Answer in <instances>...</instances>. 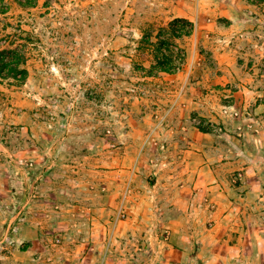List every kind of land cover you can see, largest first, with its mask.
Masks as SVG:
<instances>
[{"label":"rangeland","instance_id":"rangeland-1","mask_svg":"<svg viewBox=\"0 0 264 264\" xmlns=\"http://www.w3.org/2000/svg\"><path fill=\"white\" fill-rule=\"evenodd\" d=\"M15 48L0 264H165L164 210L191 243L174 262L264 264V0H0V51ZM178 128L216 149L190 157ZM189 177L203 185L179 196ZM219 207L228 231L197 247Z\"/></svg>","mask_w":264,"mask_h":264},{"label":"crops","instance_id":"crops-1","mask_svg":"<svg viewBox=\"0 0 264 264\" xmlns=\"http://www.w3.org/2000/svg\"><path fill=\"white\" fill-rule=\"evenodd\" d=\"M182 129L183 130H179L178 128V129L173 130V132L177 131L176 133H180L181 135H183V141L187 143L185 147H187V151L189 152L190 157L194 156L195 154L196 155L201 154L202 156L201 152L205 151L206 147H210V150H211V147L216 149L213 142L212 144L208 145L207 139H210V136L208 133L202 132L201 130L195 129V128H192V129L182 128ZM199 160H201V164L199 165L198 168H200V166L202 167L213 166L214 162L216 161L215 158L214 160H211L210 158L208 160H205V157L203 158L201 157ZM191 162L197 163L195 159H193ZM214 181H216L215 178H213V180L209 182L204 181V187H206L208 183H212V182L214 183ZM192 183H195L196 186H198L199 184L203 185V180H201V178H198L197 180L195 178L191 179L190 177L185 181L179 180V185H178L179 188L177 191L179 193H182L179 196L187 195V191H189L192 194L193 193ZM208 188L212 190L214 189V187L213 188L208 187ZM155 197L161 198L165 196H162L161 194H156ZM204 197H205V194H203L202 198ZM167 199H168V196H167ZM201 210L203 211V216L206 215L204 214L205 212H208V211H205V207H203ZM165 211L166 210L160 213V214L164 213V216L159 222H157L156 229L152 231L154 239L161 240L160 242L164 249L160 252L161 255H158V256H160V258L165 264H182L181 260H177V262H174L171 258L172 253L173 254L176 253V255L184 256L186 252L182 251L181 248H183V246L186 243L189 244V242H185V240L183 239H182L183 241L175 239L178 233L181 234L184 231L182 228V224L178 222L179 219H182V217L175 218L177 216L176 214H170L168 210L166 212ZM223 215L224 214H223V210H221V207H219V209L217 208V210L214 212V219H216L217 223L215 227L211 229L206 228V226L204 225L206 218H202L201 216H199L200 218L197 224L194 226L195 228H197V239H196L197 247H199L198 244H201L200 241H203V243H205L206 238L208 237L207 236L208 234L211 235L212 237L211 241L214 242V245H220L222 238L224 237V235L229 229V228H225L224 226H222V223L224 222ZM166 232L170 233L169 238L165 237ZM189 241L191 240L189 239ZM189 245H191V243ZM186 262H188V259L186 260Z\"/></svg>","mask_w":264,"mask_h":264},{"label":"trees","instance_id":"trees-1","mask_svg":"<svg viewBox=\"0 0 264 264\" xmlns=\"http://www.w3.org/2000/svg\"><path fill=\"white\" fill-rule=\"evenodd\" d=\"M25 55L19 48L0 51V78L23 82L28 77L24 64Z\"/></svg>","mask_w":264,"mask_h":264}]
</instances>
